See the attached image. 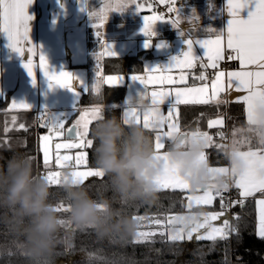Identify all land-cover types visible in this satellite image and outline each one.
Here are the masks:
<instances>
[{
  "label": "snow or ice",
  "instance_id": "snow-or-ice-1",
  "mask_svg": "<svg viewBox=\"0 0 264 264\" xmlns=\"http://www.w3.org/2000/svg\"><path fill=\"white\" fill-rule=\"evenodd\" d=\"M34 2V0H0V33L6 36L8 41V47L15 52L20 57H25V52L28 53L26 60L22 61V66L26 70L29 77H31V82L36 85L37 78L33 71V59L32 57L36 54L37 46L32 43L29 38L30 26L29 22L33 19V16L28 14V8ZM130 3L135 4V10L138 13L143 5L136 3V0H129ZM176 0H160V3H167L168 11L170 13L176 14V19L165 20L163 16L153 15L143 16V27L141 32L147 37L144 46L150 47L152 44L151 38L156 35L153 31L154 25L157 21L170 23L171 26L179 30V34L184 37L183 31H180V17L181 12L179 8H176ZM127 4L111 5L105 4L99 8V11L88 12L90 18H98V23H93L92 27L97 29L95 32L98 40L103 44V35L99 29L103 28L104 22L107 20V12L109 10H119L123 12L127 8ZM63 8V5L61 4ZM151 7V4H149ZM228 13L231 19L227 24V40L226 46L230 50V54L227 56L229 61L238 60L242 69L247 66L254 65L261 69L259 71H230L227 73L228 82L227 88L223 86L222 78L225 76L223 71H218L215 73V78L211 82V93L208 94L209 89L206 83L207 75L205 71H202L199 76L194 77L202 82L201 86L196 87H175L173 89L165 90L161 88L160 90H154L150 94L146 91H139L136 94L135 103L133 102L132 96L126 101L130 107L125 110V118L129 116L134 117L137 123H140L139 114L137 107L140 105H147L145 108V113L143 116V125L145 128L155 133V148L158 154V159L161 161L162 172L157 178V183L159 187L165 188H179L181 190H190L188 183L183 180L176 172V168L169 162L167 150H164L166 144L168 145L171 138L179 133L185 136H197L205 141L206 148L213 146V137L209 135L208 132H201L199 130L192 132H181L179 123L176 121L174 112L176 105L178 104H215L219 106L226 103L225 100L221 99L220 94L222 92L230 91L234 89L236 92L244 91L247 95L240 97L239 99L243 101L246 105L247 112V127L234 129L232 133L231 147L233 149V154L243 161V168L237 169L235 167L224 168V167H212V170L217 173L232 175V183L240 189L239 196L242 198H247L254 196L256 193H260L264 196V131L256 130L250 127L253 122L254 109L257 106H264V0H227ZM249 9L246 18L241 17V10ZM81 11H87L86 0H82ZM55 23V21H54ZM211 31V29H210ZM223 32L216 35L215 39L206 40H196L184 39L186 45V50L178 56H174L168 66L164 67L167 70L172 68H177L181 70V75L178 80L171 75L159 77L160 83L163 84H185L186 76L184 74L185 69H191L195 67L194 61L201 59L197 57L193 52V45L198 44L201 49L205 50V55L207 56L208 63H203L201 60V67L203 69H217L219 63L225 59V46L222 41ZM24 45H31L30 47H25ZM166 45L160 44L159 47H165ZM39 61L40 70L46 81L48 82L49 89L55 88H66L70 91H76L73 86V81L78 82L79 86L85 91H89V85H84L83 81L78 80L72 73L68 71H57L50 68L48 58L43 51V46L39 45ZM105 50L108 55L116 56L117 53L113 50L112 45H105ZM161 67H154L150 70L159 69ZM99 77V72L96 74ZM107 82H112L116 80V77L109 76L106 78ZM119 79H123L120 77ZM130 79L132 81L139 82L140 84H145L146 80L140 75H131ZM103 79H96L91 84V91L95 94H99L100 85L104 83ZM79 96L80 92L76 91ZM150 96V104H145L144 101ZM174 96V101L172 97ZM190 97V98H189ZM168 103V114L163 115L160 106ZM12 107L21 108H31L32 106L21 100L12 101ZM115 107V106H113ZM98 107H93L91 110L84 109L80 115V118L75 121L71 127H66L67 121L64 119L53 117L49 112H42V119L44 123L43 127H47L50 135L42 137L44 141L43 146V165L45 169L51 167V159L49 155V142L54 137L63 138L66 143H56L54 145L55 152V164L58 168H76L79 165L86 163L87 153L80 151L74 157L68 154H62L61 149L71 150V149H84L90 148L93 145V140L88 139L89 134V123L91 122L87 117L89 114L92 119L99 118ZM13 123H15V117H13ZM223 119H209L208 127L223 126ZM165 125L167 126V131H164ZM20 128H24V124L19 125ZM8 130L7 128L5 129ZM221 140L225 139L223 131L217 133ZM240 135L242 138L237 139ZM258 137V143L253 145L251 143V137ZM243 144L248 145L247 151H241L240 147ZM228 144H217L215 147L218 149H223ZM164 150V151H162ZM31 159V158H30ZM201 160L208 162V157L205 153L201 154ZM46 178L49 183H60L59 178L61 177V172L48 171L46 173ZM95 176L102 177L103 173L97 169L81 172L72 171V177L74 182L80 183L83 178ZM229 188L223 190L208 189L202 190L203 195L188 196L187 210L191 211L195 206L199 208L201 205H211L216 197H220L221 209L220 212H203L201 219L196 221L190 230H185L182 227L176 228L177 220L181 218V215L168 216L167 224L173 226L169 239L180 240L184 238L186 233L187 239L191 240L193 234L196 235V239H207L210 241H215L218 238L221 240H226L230 235V225L228 219H224L222 226H215L212 222L219 220L225 215L223 209L227 207L224 204V197L222 193L226 192ZM236 203L243 204V200L236 201ZM257 205L260 209L259 217V229L258 235L264 238V199L257 200ZM101 207H103L101 205ZM69 212L68 207H64L61 204L57 211ZM134 218L143 221L146 217L134 216ZM152 222L158 226H164L165 221L159 218H153ZM62 224L65 221H61ZM204 230L203 234L200 231ZM155 235L153 232H138V237L148 238ZM163 235V232H161ZM137 243L142 242L137 240Z\"/></svg>",
  "mask_w": 264,
  "mask_h": 264
},
{
  "label": "crops",
  "instance_id": "crops-1",
  "mask_svg": "<svg viewBox=\"0 0 264 264\" xmlns=\"http://www.w3.org/2000/svg\"><path fill=\"white\" fill-rule=\"evenodd\" d=\"M158 1L160 0H136V3L143 5V8L137 13L135 10V4L130 3L129 0H86L87 11H81L82 0H34L27 11L29 15L33 16V19L29 22V38L31 39L32 43L37 46L36 54L32 57L33 71L36 74L37 83L36 85L32 84L31 77H29L26 70L22 66V61L27 59L28 53L25 52V57H20L17 55L7 46L8 41L6 36L3 33H0V100L8 98L7 109L11 111H34L37 118H42V112L47 111L53 117L66 120V127H71L75 121L80 118L82 111L85 109L83 106H81V99L88 91L85 92L76 81H73V86L76 88V91L80 92L79 96L76 94V91H70L66 88L49 89L48 82L42 75L39 66V45L43 46V51L48 58L50 68L57 71H68L78 78V80L83 81L84 85H89V87V63L91 62V51L93 49L98 51V55L101 57L114 58L136 56L138 59H141L143 63V69L139 72L129 74L106 73L103 77L104 81L109 85L119 84L125 87L124 98L121 103V106L123 107V118H125L124 113L126 108L130 107L126 101L130 96H132L133 102L135 103L136 94L141 90L150 94L152 91L160 90L161 88L168 90L175 87L183 88L201 86L202 82L198 79H194V77L199 76L201 73V71H197L195 67L184 70V74L186 76L185 84L162 85L158 79L161 76L171 75L178 80L179 76L181 75L180 69L172 68L167 70L164 67L169 65L172 57L178 56L183 50H186L184 39H192L193 41L215 39L218 33L223 32V36L221 37L225 46V59L223 61L228 62V68L217 70V72L223 71L225 73V76L222 78L223 86L225 88H227L228 72L240 70H261L254 65H250L242 69L238 60L229 61L227 59V56L230 54V50L227 49L226 46L227 24L231 19L227 9V0H176L174 6L179 8L182 14L180 17V31H183L184 37L181 36L179 34V30L173 28L170 23L157 21L153 29L156 35L151 38V46L146 48L144 44L147 37L141 32V28L143 27V16H161L157 11V5L155 4V2ZM122 3L128 5L123 12L119 10H109L107 12V20L104 22L103 28L99 29L103 35L104 42L102 44L95 34L97 29L92 27V24L98 23L99 20L96 17L90 18L88 12L99 11V8L105 4H111L115 6ZM61 4L63 5V8L61 7ZM149 4H151V7H149ZM248 11L249 9L241 10V17L246 18ZM163 18L165 20H169V18ZM174 19H176V17ZM107 44L112 45L113 50L117 53L116 56H110L107 54L105 50V45ZM160 44H164L166 46L159 47ZM24 46L30 47L31 45ZM193 52L197 57L201 58L194 61V63L200 60H204L206 63H208L205 50L201 49L198 44L193 45ZM223 61H221L219 65ZM158 66L161 68L150 70L151 68ZM102 73L103 71L101 70L100 74ZM133 74L143 76L146 80V83L140 84L139 82L132 81L130 77ZM109 76L116 77L117 79L112 82H107L106 78ZM120 77H123V79H119ZM211 82L212 81L208 80L203 82L208 85V94L211 93ZM244 95H247V93L244 91L236 92L234 89L222 92L220 94L221 99L226 101V103L223 104H225L227 107L230 103L242 104L244 106L245 120L247 123L246 105L242 100L239 99ZM172 99L174 101V96ZM13 100H23L29 103L32 107L28 109L21 107L13 108ZM144 103L150 104V96L144 101ZM181 105L184 104L181 103L176 105L174 116L176 121L179 123L180 131L183 132L180 122ZM93 107L98 106H92L91 108ZM168 107L169 105L167 102L160 106L161 112L165 116L168 114ZM137 111L139 114L140 123H143L145 109L138 106ZM128 118L134 117L129 116ZM218 118H222L224 121L222 127L216 126L209 128L207 126L206 129L199 130L201 132H208L209 135L213 137V145H215L218 141L215 130L222 131L227 130L228 128L227 116L221 115L211 119ZM90 121L92 122L93 120L90 119ZM91 122L89 123V127ZM164 131H167L166 125L164 127ZM227 133L228 131H225L224 136ZM53 140L54 145L56 143L67 142L63 138L53 137ZM252 142L256 145L258 143V137L254 136V140ZM167 147L168 145L166 144L164 150H167ZM209 148L210 147H207L205 149V154L207 157ZM240 150L247 151L248 149L240 148ZM69 151H72V153L68 152L66 154L73 157L80 151L87 153L86 148L71 149ZM49 155L51 161H55V152L49 153ZM41 156L42 154L40 152V158ZM86 163L79 165L74 169L64 168L58 170L54 166L52 168L54 171H59L61 173H64L68 170L72 172L73 170L78 171L81 169H86ZM209 165L210 167L231 168L229 159L227 164L222 166ZM40 167L45 169L44 165L42 164ZM45 170L48 172L50 171V168ZM160 190L189 192L190 194L188 196L203 195V191L194 193L191 190H181L179 188L160 187ZM259 199H264V196H262L260 193H256L254 196L243 198L244 201L254 200L256 209L257 235L260 217V209L257 205V200ZM218 201H220V197H216L211 205H201L198 209H202L203 212H220L222 209L220 207L221 205L218 206L220 204ZM204 207H210V209H204ZM193 209H197L195 203ZM223 211L225 215L219 220L212 222L215 226H222V222L225 218L228 219V221L230 220V212L226 209H223ZM187 212L177 215H183ZM172 227L173 226L169 225V237L173 234L171 231ZM175 227L178 228L177 225H175ZM203 233L204 230H201L200 234ZM196 235L197 234L194 233L191 240H197ZM183 239L188 240L186 233Z\"/></svg>",
  "mask_w": 264,
  "mask_h": 264
},
{
  "label": "trees",
  "instance_id": "trees-1",
  "mask_svg": "<svg viewBox=\"0 0 264 264\" xmlns=\"http://www.w3.org/2000/svg\"><path fill=\"white\" fill-rule=\"evenodd\" d=\"M90 87L82 97L81 106L91 108L98 106L99 117L105 118L112 115L123 119V107L125 87L106 82L100 85L99 94L91 91V84L96 79H103L104 74H129L143 69L141 59L132 57H101L98 51H91L89 63ZM101 70L103 71L102 74ZM99 72V77L97 73ZM104 80V79H103ZM99 96L100 99H97ZM7 99L0 100V164L6 163L13 155L20 154L31 158L34 174L41 166L39 155V136L46 132L43 127L44 120L37 122L34 111H11L7 109ZM115 106V107H113ZM227 116L228 128L222 130L229 132L230 145L234 129L246 128L245 109L242 104L230 103L216 106L215 104H184L180 106V122L183 132L203 130L207 128L208 120L217 116ZM15 117V123H13ZM96 120L89 127L88 139H92L91 129ZM24 124V128L19 125ZM8 129L7 131L5 129ZM221 130H215L218 137L217 144H223L217 134ZM155 143V133H152ZM240 135L237 139H241ZM252 141L254 136L251 137ZM251 143L253 144V142ZM215 145L208 149V162L211 165L222 166L227 164L228 158L222 149ZM255 145V144H253ZM94 144L87 151V163L85 167L96 169L93 157ZM241 149H248L243 144ZM38 163V165H37ZM42 168V167H40ZM62 182V181H61ZM60 183H50L49 201L58 208L61 204L68 205L64 201V193ZM88 194L99 202L110 200L113 192L110 189L107 177L92 176L80 183ZM190 193L176 190H160L158 199L151 204L136 202L124 205V211L130 216L146 217L140 221L138 232H153L155 235L148 238L135 237L128 240H119L115 237L100 238L91 228H77L70 220V213L63 210L57 211L60 218L65 221L61 225L57 238L60 241L56 245L52 264H264V238L256 234V209L254 200H243V204L235 203L231 207L224 195L225 208L230 212L233 220L232 231L226 240H171L169 239L168 216H175L187 212V197ZM221 205V201H218ZM217 206V207H218ZM113 207H122L114 203ZM215 207V206H213ZM221 207V206H220ZM210 207H204V209ZM165 221L164 226L155 225L153 218ZM163 232V235H161ZM137 240L142 242L137 243ZM21 241L15 240L6 234L4 226L0 225V264H29V261L20 253Z\"/></svg>",
  "mask_w": 264,
  "mask_h": 264
},
{
  "label": "clouds",
  "instance_id": "clouds-1",
  "mask_svg": "<svg viewBox=\"0 0 264 264\" xmlns=\"http://www.w3.org/2000/svg\"><path fill=\"white\" fill-rule=\"evenodd\" d=\"M97 99H100L99 96ZM146 108L147 105H140ZM253 129L264 131V106L254 109ZM152 131L134 118L99 117L91 129L95 168L107 177L113 197L102 203L92 198L72 172L62 174L60 187L68 205L70 220L77 228H91L100 238L128 240L135 237L140 221L127 215L124 205L151 204L158 199L161 161ZM205 141L197 136L175 134L168 143L169 162L192 192L223 190L232 184L231 173H217L201 160ZM222 151L231 167L243 168L231 145ZM50 183L45 175H35L30 158L20 154L0 164V225L6 234L21 241L20 253L29 264H52L62 219L49 201ZM114 203L122 207H113ZM101 205L103 207H101ZM202 209L181 215L177 226L190 230L201 219Z\"/></svg>",
  "mask_w": 264,
  "mask_h": 264
},
{
  "label": "built area",
  "instance_id": "built-area-1",
  "mask_svg": "<svg viewBox=\"0 0 264 264\" xmlns=\"http://www.w3.org/2000/svg\"><path fill=\"white\" fill-rule=\"evenodd\" d=\"M155 4L157 5V11L159 12V14L163 17L169 18V19H174L176 17L175 13H170L168 11V5L167 3H159V2H155ZM203 63L206 64V62L204 60H202ZM228 68V62L227 61H223L219 67L217 69H212V68H208V69H203L201 67V60L197 61L195 63V69L197 71H205L206 75H207V80L208 81H212L215 78V73L217 72V70L220 69H227ZM37 122H41V118H37ZM223 144H228L230 145V137H229V132L225 135V140ZM47 170L43 169V168H39L37 171V175H46ZM239 189L237 187H235V185L232 183L231 186L229 187V189L226 191V194L224 195L226 201L229 203L230 207L236 203V201H240L243 200L242 197L239 196ZM229 225H230V232L232 231V226H233V220L230 217L229 220Z\"/></svg>",
  "mask_w": 264,
  "mask_h": 264
},
{
  "label": "rangeland",
  "instance_id": "rangeland-1",
  "mask_svg": "<svg viewBox=\"0 0 264 264\" xmlns=\"http://www.w3.org/2000/svg\"><path fill=\"white\" fill-rule=\"evenodd\" d=\"M158 2L160 3V1H158ZM85 109H87V108H85ZM91 109H92V108H91ZM91 109H89V110H91ZM87 119H89V120L92 119L90 114H89V116L87 117ZM92 120H95V119H92ZM47 131H48V130H47ZM47 131L44 132V133H42V134L39 136V142H38V147H39V150H40V151H39V155H40V152H41V154H42L39 163H41L42 165H43V146H44V141L42 140V137H44V136H46V135H50L49 131H48V132H47ZM53 137H54V136H53ZM53 142H54V140H53V138H52V139L50 140V142H49V153H53V152H54V144H53ZM68 152L72 153V151H69V150H66V149H61V153H62V154H66V153H68ZM70 153H69V154H70ZM37 165H38V163H37ZM53 166H54L55 168H57L58 170H59V169H64V168H58V167L56 166L54 160H53V162L51 161L50 171L57 172V171H54V169L52 168ZM91 170H94V169L86 168V169H81V170H78V171L86 172V171H91ZM62 174H63V173H61V177L59 178L60 182L62 181ZM90 177H92V176H89V177H85V178H83L82 181H81L80 183L84 182L85 180H87V179L90 178ZM193 204H194V202H193Z\"/></svg>",
  "mask_w": 264,
  "mask_h": 264
}]
</instances>
